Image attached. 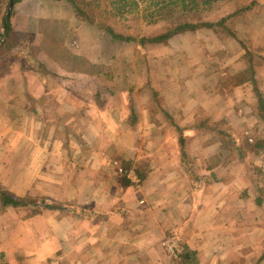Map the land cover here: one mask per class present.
<instances>
[{"label":"crops","instance_id":"obj_1","mask_svg":"<svg viewBox=\"0 0 264 264\" xmlns=\"http://www.w3.org/2000/svg\"><path fill=\"white\" fill-rule=\"evenodd\" d=\"M13 6L0 48V264H184L187 251L196 264H264V62L249 78L237 44H216L248 78L188 75L204 63L191 58L178 81L153 75L114 111L91 102L90 73L43 55V31L62 32L65 55L77 34L89 67L93 27L66 0ZM241 25L264 60V26Z\"/></svg>","mask_w":264,"mask_h":264},{"label":"rangeland","instance_id":"obj_2","mask_svg":"<svg viewBox=\"0 0 264 264\" xmlns=\"http://www.w3.org/2000/svg\"><path fill=\"white\" fill-rule=\"evenodd\" d=\"M109 1L99 0L100 10L107 14V18L101 24L106 27H111L116 33L125 36H134L138 40L143 37L159 35L172 23L181 21L217 23L237 7L249 5L252 1H256L257 5L253 10L244 13L242 18L227 20L223 27H216L214 31L199 29L175 36L167 42L155 44L145 43L143 46L138 42L109 43V38L106 37V41L104 32L96 28L90 29L88 31L90 39H85V44L82 46L92 60L89 67L86 63L82 64V60L80 61L76 51H72V47L77 50V44L80 43V38L77 34L69 39V43L67 44L71 45L68 46L71 50L68 53L66 52L65 55L64 50L60 46L62 32L43 31V40H45L44 48H46L44 51L47 53L45 54L43 52V55L50 56L51 58L57 55L59 57L61 56L60 58L62 60L65 59L68 62L69 69L75 70L76 74L78 71V73H81L80 71L82 70L85 74L86 72L90 73V82L88 83L85 80L84 87L91 88V102L93 104H101L103 107L111 108L114 111H116L114 107H119L122 101L125 103H130L131 101L132 104L134 98H131L130 94H128L130 90H146L148 83H150L149 80L153 75H155V78L160 76L157 79L158 83L161 81V76L165 73H168L171 79L177 78L175 80L178 81L179 73L184 70V63L191 58L196 59L197 57H202L204 63L202 62L196 68L193 64L187 65V71L190 73L188 75L199 73L204 77L216 73L218 77H222L220 82H224L223 80L227 77L231 85L236 84L240 79L248 78L245 75V71H237L234 73L238 69L236 64H232L229 60L236 56V50H227V52L221 49L219 50L216 48V44L225 45L230 41H234L243 54L245 53L243 60H240L239 63H248L250 59L253 67L257 68L258 64L264 62L260 51L238 37V33L235 32V28L241 31L243 30L240 27L242 26L241 24L250 25V27L252 26L254 28L264 26V0H220L207 6L201 5L203 0H195L200 4L198 11L181 12L177 8L164 9L157 14L155 24L148 23L149 20L142 17L143 14L141 11L138 14L129 15L126 20H119L110 14L111 8ZM12 9L14 10V6ZM106 9L110 11L106 12ZM86 34L87 32L85 36ZM48 35L50 38H48ZM23 40L30 42L38 40L39 43L42 42L40 35L38 38H34L31 34H27ZM56 45L60 48L58 46L55 47ZM4 52L0 50V56ZM15 52L20 54V49H15ZM36 53L33 51V54ZM252 63L249 65H252ZM75 79L76 87H81L82 81L77 78ZM133 81L135 82V86L132 87ZM223 86L224 84L219 85L221 88ZM100 91H107L111 94L106 92L107 94L104 93L105 95H99L98 93H101ZM116 161L118 163L116 171H119L122 169L120 166L122 161L118 159Z\"/></svg>","mask_w":264,"mask_h":264},{"label":"trees","instance_id":"obj_3","mask_svg":"<svg viewBox=\"0 0 264 264\" xmlns=\"http://www.w3.org/2000/svg\"><path fill=\"white\" fill-rule=\"evenodd\" d=\"M68 4L73 8L76 13V17L81 21L84 22L87 26L96 28L99 31L104 32L105 39L109 38V43H120V42H138L140 45H144L145 43L148 44H155V43H162L167 42L170 39L174 38L175 36L193 32L199 29H207L214 31L216 27H223L227 20H233L236 18H242L244 13H248L249 11L253 10L256 7L257 2L252 1L249 5H243L237 7L233 12L227 15L225 18H222L217 23H196L190 21H181L177 23H172L166 29L160 33L159 35H155L153 37H143L141 39H137L134 36H125L123 34L116 33L111 27L103 26L101 22L105 21L107 18V14H105L102 10H100L99 0H66ZM220 0H203L201 5L207 6L210 4H214ZM10 0H0V48L6 45V40L10 32L12 31V26L10 23V18L13 12H10L9 18L6 21L5 13L7 11L8 5ZM16 0H14V3ZM110 8H111V15L119 20H126L129 15L138 14L140 11L142 12V17L148 19V23L155 24L157 14L164 9L169 8H177L181 12H188V11H198L199 3L195 0H110L109 1ZM109 14V15H110ZM252 63V62H251ZM250 63V64H251ZM249 78L252 77L253 74V63L246 71ZM258 106H259V115L264 116V99L261 95H258ZM186 158V156H183ZM125 171L130 169L129 165L123 167ZM2 199H4L5 204H9L11 206H19L22 204L19 200H15L12 197L10 199L7 196L2 195ZM23 205V204H22ZM182 261L184 264H196L194 261L193 253H189L188 251L186 254L183 255Z\"/></svg>","mask_w":264,"mask_h":264},{"label":"water","instance_id":"obj_4","mask_svg":"<svg viewBox=\"0 0 264 264\" xmlns=\"http://www.w3.org/2000/svg\"><path fill=\"white\" fill-rule=\"evenodd\" d=\"M13 2H14V0H10V2H9V5H8V8H7V11H6V13H5V19H6V21L8 20L9 15H10V12H11V10H12ZM1 44H2V41H1L0 45H1Z\"/></svg>","mask_w":264,"mask_h":264}]
</instances>
